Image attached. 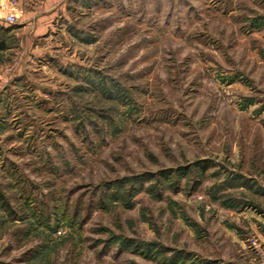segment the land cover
I'll return each instance as SVG.
<instances>
[{"label": "rangeland", "instance_id": "rangeland-1", "mask_svg": "<svg viewBox=\"0 0 264 264\" xmlns=\"http://www.w3.org/2000/svg\"><path fill=\"white\" fill-rule=\"evenodd\" d=\"M1 43L0 264H264V0H0Z\"/></svg>", "mask_w": 264, "mask_h": 264}, {"label": "built area", "instance_id": "built-area-1", "mask_svg": "<svg viewBox=\"0 0 264 264\" xmlns=\"http://www.w3.org/2000/svg\"><path fill=\"white\" fill-rule=\"evenodd\" d=\"M5 20H6V22L12 24V23H14L15 18L13 15H7Z\"/></svg>", "mask_w": 264, "mask_h": 264}, {"label": "trees", "instance_id": "trees-1", "mask_svg": "<svg viewBox=\"0 0 264 264\" xmlns=\"http://www.w3.org/2000/svg\"><path fill=\"white\" fill-rule=\"evenodd\" d=\"M3 47H4V45H3V43H1L0 44V51L3 50Z\"/></svg>", "mask_w": 264, "mask_h": 264}, {"label": "crops", "instance_id": "crops-1", "mask_svg": "<svg viewBox=\"0 0 264 264\" xmlns=\"http://www.w3.org/2000/svg\"><path fill=\"white\" fill-rule=\"evenodd\" d=\"M45 2H43L42 4H44Z\"/></svg>", "mask_w": 264, "mask_h": 264}]
</instances>
